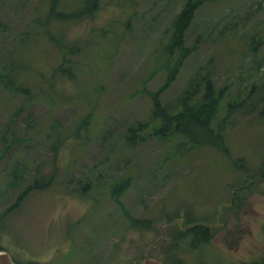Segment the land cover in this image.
Returning a JSON list of instances; mask_svg holds the SVG:
<instances>
[{"label":"rangeland","instance_id":"374dc122","mask_svg":"<svg viewBox=\"0 0 264 264\" xmlns=\"http://www.w3.org/2000/svg\"><path fill=\"white\" fill-rule=\"evenodd\" d=\"M186 1L99 0L60 20L49 0H0V248L13 260L264 264V0H205L176 67L165 48ZM205 76L209 126L171 115L173 137L141 141L147 127L127 140L155 103L173 112L193 89L200 100ZM32 179L43 187L24 194ZM201 223L206 242L179 233Z\"/></svg>","mask_w":264,"mask_h":264},{"label":"trees","instance_id":"16d2710c","mask_svg":"<svg viewBox=\"0 0 264 264\" xmlns=\"http://www.w3.org/2000/svg\"><path fill=\"white\" fill-rule=\"evenodd\" d=\"M99 0H85L82 3V6L74 9V10H59L58 5L60 0H49V16L56 17L57 19L60 20H77L81 19L83 17H88L89 15H93V13L96 12L97 10V5H98ZM205 0H187L185 4L182 6V8L178 11V13L174 16V19L171 23V28H170V34L168 37L167 41V46L165 48V52L171 56L176 52H180L179 60L176 64V67L179 66L181 63V60L184 59L183 54L186 53V46L184 45V39H185V34L186 30L188 29L195 11L200 8L204 4ZM254 39H251V45L254 44ZM254 51V49H252ZM255 52V51H254ZM167 65L169 66V63L167 62ZM176 69V68H175ZM175 71V70H173ZM205 80V87H204V92L202 94V97L200 100H196L194 97L195 95V89L188 91L189 96L184 97L183 101L179 103V106H181V109L174 110L173 112H165L164 110L160 109L158 104L155 103L153 109L154 113L151 114V117L149 120H146L144 122L138 123L134 126H131L133 128L129 129V135L127 136V140L134 139L136 137V132L133 130L135 128L136 131L143 130L147 127L151 128V131L143 136L141 138V141L145 140L147 136H166V137H173L175 133H178L179 131L175 132V130H171L170 132L163 130L162 126V121H164L166 124L169 123L171 119V115H174L176 119L183 120V122L189 126H192V122H196L200 125H210L213 122V118L215 116V113L213 112L215 108H218V105H216L213 102V95L214 89L212 85L210 84V79H212V76H205L203 77ZM27 90H25V93ZM156 96L158 95L157 93L155 94ZM193 100H196V102H192ZM203 103V105H202ZM202 109L205 110L207 113V117L204 120H199L197 112L201 111ZM155 115L159 116L157 118ZM205 114H202V117H205ZM194 127V126H193ZM197 128V127H196ZM200 127L199 129H201ZM191 130H188L186 128L185 132H190ZM184 132V133H185ZM219 132H216V135H213L215 137H220ZM184 136V135H183ZM185 137V136H184ZM186 138V137H185ZM214 140H220L221 139H215ZM217 142V141H216ZM222 143V141H221ZM217 145H220L219 142H217ZM32 185L25 190L23 193L27 194L29 193V189H40L43 187V184H39V181L37 179H32ZM48 181V180H47ZM36 182V183H35ZM125 184H128V180L121 179V181L118 183V187H116L117 190H125L126 188L124 187ZM112 191L115 193V185H112ZM116 194V193H115ZM19 200V199H18ZM119 204H121L118 201ZM181 217V221L183 225L185 224L183 219H185L186 214H183L181 216L175 215L174 217L171 218V220H168L169 222L175 221ZM128 221H135L134 224L138 227H141V225H144L147 220L141 219V218H136L134 219L133 217L128 215ZM264 229V227H263ZM184 232H190L192 235L193 239H200L203 241H207L209 239L208 233L211 235L210 230L208 229V226L202 225V224H196L187 228H183L182 231L180 230L179 233H184ZM1 249V248H0ZM26 264H38L37 262H28ZM259 264V263H256Z\"/></svg>","mask_w":264,"mask_h":264},{"label":"water","instance_id":"95a60500","mask_svg":"<svg viewBox=\"0 0 264 264\" xmlns=\"http://www.w3.org/2000/svg\"><path fill=\"white\" fill-rule=\"evenodd\" d=\"M201 224L206 225L205 223H201ZM0 264H18V263L15 260H13L10 253L6 249L1 248ZM137 264H165V263L152 256L144 255V257Z\"/></svg>","mask_w":264,"mask_h":264},{"label":"flooded vegetation","instance_id":"af4514ba","mask_svg":"<svg viewBox=\"0 0 264 264\" xmlns=\"http://www.w3.org/2000/svg\"><path fill=\"white\" fill-rule=\"evenodd\" d=\"M16 261V260H15ZM18 264H22V263H20L19 261H16ZM26 264V263H25Z\"/></svg>","mask_w":264,"mask_h":264}]
</instances>
